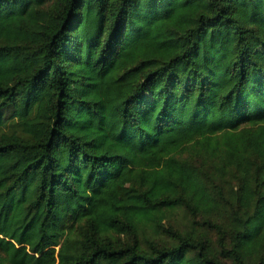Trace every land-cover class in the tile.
<instances>
[{
    "label": "trees",
    "instance_id": "16d2710c",
    "mask_svg": "<svg viewBox=\"0 0 264 264\" xmlns=\"http://www.w3.org/2000/svg\"><path fill=\"white\" fill-rule=\"evenodd\" d=\"M257 48L264 0H0V264H264Z\"/></svg>",
    "mask_w": 264,
    "mask_h": 264
},
{
    "label": "rangeland",
    "instance_id": "374dc122",
    "mask_svg": "<svg viewBox=\"0 0 264 264\" xmlns=\"http://www.w3.org/2000/svg\"><path fill=\"white\" fill-rule=\"evenodd\" d=\"M257 51L261 56H264V50L257 48ZM263 67H264V60ZM77 88V92L80 93V88ZM87 94L86 92L84 95ZM91 95L96 98L95 103L90 107L83 109L88 116V122L84 119L74 123V131L78 134H87L89 132L94 133V143L98 148L110 147L111 149L124 153V150L113 141V135L119 129V123L114 115H107L104 110L105 102L108 98V90L102 80H99L95 89L91 92ZM263 99V97H261ZM71 110L76 112L78 110L77 104L71 105ZM121 185L128 187L129 183L126 179L121 178L119 180ZM105 197L111 202V204L118 209L127 220L144 214L146 209L143 204L138 200L121 199L114 192L107 191ZM169 222H180L182 220L180 212H174L169 217ZM166 221V220H165ZM164 221V222H165ZM182 222V221H181ZM181 224V223H180ZM167 226V221L165 222Z\"/></svg>",
    "mask_w": 264,
    "mask_h": 264
}]
</instances>
